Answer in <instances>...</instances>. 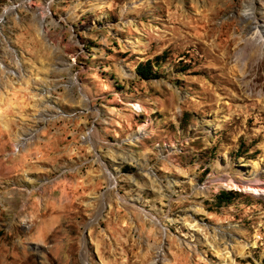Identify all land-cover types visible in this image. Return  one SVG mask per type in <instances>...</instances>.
<instances>
[{"label":"rangeland","instance_id":"374dc122","mask_svg":"<svg viewBox=\"0 0 264 264\" xmlns=\"http://www.w3.org/2000/svg\"><path fill=\"white\" fill-rule=\"evenodd\" d=\"M252 10L0 0V264H264Z\"/></svg>","mask_w":264,"mask_h":264},{"label":"bare ground","instance_id":"6f19581e","mask_svg":"<svg viewBox=\"0 0 264 264\" xmlns=\"http://www.w3.org/2000/svg\"><path fill=\"white\" fill-rule=\"evenodd\" d=\"M7 13L8 12H6V14ZM250 18L253 24L256 25L254 29L255 32L249 35V37L245 41L247 42L249 49L253 53H257L261 49V47L264 46V15H262L261 12L252 10L250 14ZM228 27H229L228 23H223L218 29V33H222V34L226 33V30ZM141 135H142V130H139L134 140H138ZM253 189L254 191H259L260 187L257 185V186H254Z\"/></svg>","mask_w":264,"mask_h":264},{"label":"trees","instance_id":"16d2710c","mask_svg":"<svg viewBox=\"0 0 264 264\" xmlns=\"http://www.w3.org/2000/svg\"><path fill=\"white\" fill-rule=\"evenodd\" d=\"M136 74L143 80L155 79L157 77L156 72H154L151 67V63H146V64L141 65L137 69ZM217 199H219V197ZM228 201H230V198L226 197V203H228Z\"/></svg>","mask_w":264,"mask_h":264}]
</instances>
